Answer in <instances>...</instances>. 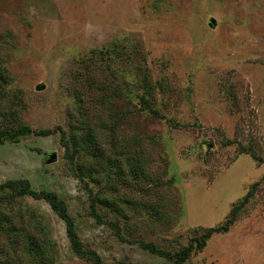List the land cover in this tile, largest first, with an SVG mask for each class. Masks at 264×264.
<instances>
[{"label": "rangeland", "instance_id": "obj_1", "mask_svg": "<svg viewBox=\"0 0 264 264\" xmlns=\"http://www.w3.org/2000/svg\"><path fill=\"white\" fill-rule=\"evenodd\" d=\"M132 45L157 115L130 99ZM0 70V129L31 128L0 142V182L56 191L104 263L171 262L140 241L187 245L256 182L179 264H264V0H0ZM11 192L0 264H90L45 199Z\"/></svg>", "mask_w": 264, "mask_h": 264}, {"label": "trees", "instance_id": "obj_2", "mask_svg": "<svg viewBox=\"0 0 264 264\" xmlns=\"http://www.w3.org/2000/svg\"><path fill=\"white\" fill-rule=\"evenodd\" d=\"M109 49L110 48L105 49V51H101L100 58H108L109 56L108 52L110 51ZM136 51L137 48L135 47V45H132V49L128 52L129 54L128 57H130V61H131L130 67L133 69V71H135L136 73L141 72V76L139 77V80L137 82L136 89L138 90L139 88H142V91L138 92L136 89L128 86L130 99L132 95H138L141 106L143 108L144 107L148 108L152 113L157 115L160 109L155 105L157 98L156 89H155L156 86L152 82L151 74L148 72L146 67L140 65L139 59L137 60L134 59L136 55L135 54ZM1 77L4 79L5 73H3L0 70V79ZM125 87L127 88V86ZM29 132H31V128L28 125H24V124H21L15 128L0 129V142L4 141L6 138L15 140L19 135H24ZM35 132L41 134H47L48 132H50V129H37L35 130ZM83 141L85 145H88L89 148L93 149L94 140H93V133H91V131L87 132L86 136H84L83 138ZM247 151L248 152L250 151L255 158H260V157H256L253 149L248 148ZM142 160L143 159H138V161H142ZM255 183L256 182L252 183L251 187L247 190V192L243 195L242 198L238 199L233 203L231 209L229 210L228 215L220 224L214 226H208L204 228L203 232L200 235L195 236V238L192 239L187 245H184L175 251L157 248L154 245V243L150 241L141 240L140 241L141 245H143L145 248L149 249L150 251L159 252L160 254L164 255L167 259L171 260V262H164L162 264H179L189 256L192 250H198L204 247L207 238L210 237L213 232L228 230L229 226L237 218L241 208L249 200V197L253 192V186ZM10 192L11 194L13 193L17 196L30 194L36 198L45 199L50 204V206L56 211V213L64 220L66 232L74 252L77 255L87 259L90 262V264H106L103 262L101 256L95 249L92 248L87 249L86 247L83 246L76 232L75 222L72 215L68 211L67 204L65 200L57 194L56 191L45 188L34 189L30 185V182L27 178H9L3 182H0V203L3 200V198L9 195ZM91 210H92L91 211L92 214L100 218L99 213L94 211L93 206ZM109 264H133V263L131 261L117 260Z\"/></svg>", "mask_w": 264, "mask_h": 264}, {"label": "water", "instance_id": "obj_3", "mask_svg": "<svg viewBox=\"0 0 264 264\" xmlns=\"http://www.w3.org/2000/svg\"><path fill=\"white\" fill-rule=\"evenodd\" d=\"M214 23H215L214 17H209L208 24L209 25H214ZM43 86H44L43 83H39V84L36 85V88L40 89V88H43ZM209 145H210V143H209ZM55 158H56V154L54 152H51V153H49V157L47 158V161H52Z\"/></svg>", "mask_w": 264, "mask_h": 264}]
</instances>
